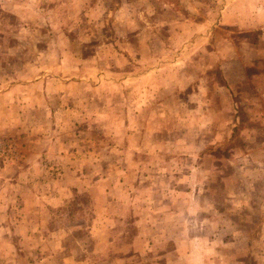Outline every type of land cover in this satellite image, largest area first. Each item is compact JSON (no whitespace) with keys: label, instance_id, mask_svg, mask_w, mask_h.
<instances>
[{"label":"rangeland","instance_id":"rangeland-1","mask_svg":"<svg viewBox=\"0 0 264 264\" xmlns=\"http://www.w3.org/2000/svg\"><path fill=\"white\" fill-rule=\"evenodd\" d=\"M231 1L0 2V75L15 83L25 65L37 64L30 78L50 66L103 104L81 135L76 167L88 173L77 196L42 203L46 229H0V264H72L67 256H86L88 244L95 264L123 254L121 264H168L176 247L191 258L183 264H204V254L264 264V21L225 20ZM1 128L0 160H15L25 133ZM92 221L106 228L86 243L74 232Z\"/></svg>","mask_w":264,"mask_h":264},{"label":"crops","instance_id":"crops-1","mask_svg":"<svg viewBox=\"0 0 264 264\" xmlns=\"http://www.w3.org/2000/svg\"><path fill=\"white\" fill-rule=\"evenodd\" d=\"M261 1L232 0L231 6H237V10L229 12L226 9L225 20L230 17V22L238 27L250 26V23L255 21H264V3ZM239 7L241 10L238 9ZM256 27L258 26H254ZM1 36L0 30V38ZM33 66L36 67L37 64L30 63L22 67L23 77L15 83H10L5 75H0L1 129L10 132L20 129L19 132L25 133L26 137L19 144L21 151L17 159L0 160V229L10 228L12 224L28 231L34 230L36 226L46 229V221L40 216L42 203L54 202L52 205L56 208L65 205L77 196L71 195V190L78 180L82 181L80 178L88 173L87 167H76L78 154L82 152L81 135L87 133L89 119L100 118L102 115L100 109H96L97 103H100L99 107H103L100 100L98 101V95L77 94L76 89L80 83L70 77L60 76L57 73L51 74L50 66L42 67V70L46 72L30 78L24 73L33 69ZM126 84V81L121 82L115 87L121 89ZM105 87L110 90L106 99L109 106L114 84L107 83ZM125 99V95L118 96L120 104H125ZM81 162L83 165L84 160ZM92 185L86 187V190L91 192L95 198ZM13 213L20 215L17 223L13 222L14 218H11L9 222V217ZM182 227L183 236H188L185 229L190 228V223ZM105 228V224L100 226L92 221L89 226L75 230L74 235L76 237L87 236L84 238L87 243L93 241L88 235L96 234V231L99 232ZM157 228L159 229L158 226ZM61 232L59 230L48 233L50 236H58ZM172 233L173 235L167 238L168 243L176 240L174 230ZM242 241L248 248V236ZM236 242L231 240L230 244L236 248ZM55 243L57 244L56 240ZM181 243L184 245V241ZM89 245L87 248H91V253H86V256L78 257V255L71 254L67 256L70 258L65 257V259L72 264L79 261L83 264H95L94 252ZM242 254L235 250L233 256L239 259ZM122 257L106 256L102 264L124 263L127 259L126 254ZM202 258L204 264L214 262L213 257L207 254L199 257L201 260ZM188 261H191V258L186 253H181L178 247L172 248V253L167 257L168 264H183ZM5 264L11 263L7 261Z\"/></svg>","mask_w":264,"mask_h":264},{"label":"trees","instance_id":"trees-1","mask_svg":"<svg viewBox=\"0 0 264 264\" xmlns=\"http://www.w3.org/2000/svg\"><path fill=\"white\" fill-rule=\"evenodd\" d=\"M78 205V201H72L69 205H68V207H75V206H77ZM46 218V217H45ZM48 221H50V220H48ZM74 221H75V219L73 220V221H71L72 222V224H74L75 225V223H74ZM70 222V223H71Z\"/></svg>","mask_w":264,"mask_h":264}]
</instances>
